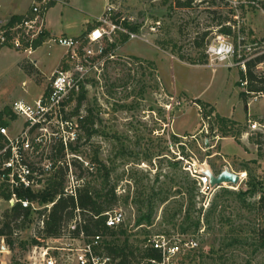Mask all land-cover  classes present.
Returning a JSON list of instances; mask_svg holds the SVG:
<instances>
[{"label": "rangeland", "instance_id": "rangeland-1", "mask_svg": "<svg viewBox=\"0 0 264 264\" xmlns=\"http://www.w3.org/2000/svg\"><path fill=\"white\" fill-rule=\"evenodd\" d=\"M3 1L0 17L24 8L28 12L34 3ZM180 1L187 0H56L47 24L57 35L84 34L111 7L115 17L139 26V37H124L115 57L88 75L79 113L92 109L97 129L93 136L88 138L77 127L73 99L62 111L61 124L47 125L44 149L27 159L34 166L60 160L76 178L80 170L73 163L78 160L86 167L98 151L113 168L111 179L119 195L114 208L125 215V233L108 234L106 241L121 245L127 238L138 249L147 237L166 234L197 241L186 264H264V211L260 193L249 192L256 185L264 193V131L248 126L249 118L264 124V97L253 101L254 95L248 94L245 99L239 66L214 69L207 65L206 54L207 43L220 32L219 24L233 23L236 17L242 20L246 42L264 41V0L258 7H234L228 0H193L188 7L179 6ZM63 52V46L48 42L31 54L3 46L0 111L12 108L17 99L33 102L42 97ZM263 70L264 64L259 71ZM219 116L233 122L223 126ZM6 119L13 137L27 127L18 115ZM64 138L77 151L66 147L64 157L57 158ZM194 161L214 172L226 167L246 172V179L237 189L199 193L188 170ZM166 195L169 199L162 203L159 199ZM147 198L155 204L151 222L138 225L140 213L147 210L141 200ZM0 207L9 208L1 197ZM38 217L33 213L32 221L14 236V248L0 237V264H28L32 239L39 232Z\"/></svg>", "mask_w": 264, "mask_h": 264}, {"label": "built area", "instance_id": "built-area-1", "mask_svg": "<svg viewBox=\"0 0 264 264\" xmlns=\"http://www.w3.org/2000/svg\"><path fill=\"white\" fill-rule=\"evenodd\" d=\"M49 0H35L30 11L25 18L14 25L6 26V22L0 21V45L12 47L16 50L27 52L29 54L36 51L35 42L45 31L46 26V5ZM234 7L241 5L260 6L263 0H228ZM232 25L236 38L231 35L219 32L206 45V54L208 56V66L214 69L217 66L225 65L227 67L239 66L245 76L239 78L240 84L244 87V92L253 94V101L264 97L263 91H249L247 88V65L248 61L256 56L264 54V41L253 39L246 42V36L242 32V20L236 17ZM125 18H117L113 15L111 7H107L101 17L97 19L94 27L84 35L66 36L57 35L46 38L43 42L56 43L65 49L64 62L56 69L51 78V90L48 96L40 97L33 102L24 98L17 99L12 108L13 112L25 118L27 127L13 137L10 135L8 125H0V181L14 186H25L38 188L43 183L38 180L43 178L44 173H51L62 163L60 160L53 162L48 160L44 166H36L40 169L34 170L27 156L42 151L46 145L45 137L48 133L47 125L51 123L61 124L62 111L65 109V102L70 99H76L81 92L89 73L104 65L106 60L115 57V50L124 37L127 39H136L139 33L131 30L125 24ZM159 24V21H157ZM114 45V47H112ZM264 62L257 65L259 70ZM240 71V72H241ZM180 103V102H179ZM251 102L248 104L250 105ZM200 107V106H199ZM68 122V121H66ZM248 126L250 130L257 133L264 131V124L260 121L249 118ZM39 132H41L39 134ZM50 140L56 133H49ZM67 146L68 139L62 140ZM183 157V156H182ZM204 164V163H203ZM188 168L192 178L198 184L199 193L206 194L208 191H214L221 188L237 189L240 183L246 179V172H236L239 177V183H222L212 186L210 177L206 174L209 167L200 162L194 161ZM193 167V169H192ZM227 168V167H226ZM229 168V167H228ZM225 169V168H224ZM230 169V168H229ZM232 170V169H230ZM234 171V170H233ZM219 173V172H216ZM79 181L67 172L65 192L76 197ZM9 207L16 202L22 203L24 207L32 206L34 210L47 208L50 210L53 203L44 206H36L27 199H19L15 193L9 200ZM106 226L116 228L124 223L125 215L122 209L106 211ZM45 214L38 222V228L44 229ZM80 230L77 236L70 234L71 231ZM107 234L102 232L86 235L83 230L82 220L77 217L67 228V233L59 238H48L42 243L32 245L28 255V264H120V259L108 254L105 251L104 240ZM41 240V238H39ZM144 248H151L157 252V255L139 256L131 260V264H184L186 256L190 250L197 246L194 239H181L179 237L171 238L166 234H158L147 237L144 241Z\"/></svg>", "mask_w": 264, "mask_h": 264}, {"label": "trees", "instance_id": "trees-1", "mask_svg": "<svg viewBox=\"0 0 264 264\" xmlns=\"http://www.w3.org/2000/svg\"><path fill=\"white\" fill-rule=\"evenodd\" d=\"M192 1L193 0H187L185 2L180 1L179 6L189 7L191 6ZM55 4L56 0H49L45 8L46 12L51 7L55 6ZM28 12L24 14L11 15L5 25L11 26L17 22H20L25 18ZM222 22L219 24V31L231 36L234 35L236 38L232 25L227 24V22L223 24ZM125 24L131 30L138 32L139 26L135 23H132L131 21H125ZM94 25L95 23H92L86 32L91 30ZM50 36V31H45V33L36 40L35 48L40 47L44 40ZM125 39H127V37H125ZM2 47L3 46L0 45V50ZM112 47H114V45H112ZM182 59L186 58L182 57ZM63 62L64 58L62 59L60 65H62ZM199 62L202 63L203 61ZM260 62H264V54L256 56L252 60L248 61V70L246 76L248 79L247 88L249 91L264 92V70L259 71L257 69V65ZM243 76L245 75L241 71V77ZM50 90L51 86L45 91L43 97L48 96ZM243 95L244 98L247 99L248 94L243 91ZM85 98L86 89L83 86L81 92L76 97L77 106L74 114L78 115L77 127L79 129H83L89 138L97 131L95 127L96 118L92 109H88L85 115H81L79 113L80 107ZM72 100L73 98L71 97L65 102V105L70 103ZM8 115H10V117L13 119L17 116L13 112L12 108L6 106L2 111H0V125L9 124V121L6 119V116ZM218 119L221 121L223 126H229L233 122L224 116H219ZM77 139H80V135ZM66 147H70L72 150L77 151V148L72 145L71 141L68 142L66 146L61 140L60 145L57 148V158L64 157V151ZM73 164L77 169L80 170V173L76 177L79 181V185L77 186L76 190V197L71 194H66L65 192L68 165L65 166L64 163H60L59 166L49 174L39 170L41 174H45L43 178L38 180L40 183H43L42 187L32 188L25 186H14L11 188L8 183L3 182L0 184V197L5 200H9L12 197V194L15 193L19 199H27L30 202H33L36 206H44L49 203H53L49 211H47V208L34 210L32 206L24 207L20 202H16L13 206L9 207L5 211H2L0 207V237L4 239L10 248H14V236H18L19 233L24 230L32 221L31 217L33 213H38L39 219H41L42 215L45 214V227L42 230L39 229L38 235L33 237L31 245L42 243V239L40 240L39 238H43V240L46 241L48 238H59L63 236L67 233L69 224L77 217L81 218L83 230L86 235L102 232L104 234L108 233L115 236L119 233H125V229L123 227L124 224L110 229L106 226L105 221L107 215L104 213L106 211L114 210V207L119 200L117 184L112 182L111 179L113 168L99 158L98 151L94 153L86 167H84L83 163L78 160ZM30 165L34 170L40 169L34 166L33 163H30ZM221 171L222 170H218L217 172ZM249 192L252 194H255L256 192L260 193L259 206L262 208V211H264V193L261 192L256 185H251ZM168 199L169 196L166 195L162 196L159 200L163 203ZM142 205L147 207V210L144 213H140L139 218L137 219L138 225H142L145 222L150 223L153 210L155 208L154 201L151 198L141 200V207ZM191 206H194L193 201H191ZM190 213L191 208L189 207L186 213L187 218H190ZM79 231V229L71 231L70 234L77 236L80 233ZM22 245L25 246V243H22ZM104 245L105 251L108 254L120 259V264H131V260L136 259L139 256L157 255V252L151 248H144L141 246L138 247V249L136 247V249H134L133 245L128 242L127 238L121 245L109 240H104Z\"/></svg>", "mask_w": 264, "mask_h": 264}, {"label": "water", "instance_id": "water-1", "mask_svg": "<svg viewBox=\"0 0 264 264\" xmlns=\"http://www.w3.org/2000/svg\"><path fill=\"white\" fill-rule=\"evenodd\" d=\"M205 172L210 177V184L212 186L220 185L224 182L238 184L240 180L239 175L235 171L230 170L228 167L223 169L219 173L214 172L210 168Z\"/></svg>", "mask_w": 264, "mask_h": 264}, {"label": "crops", "instance_id": "crops-1", "mask_svg": "<svg viewBox=\"0 0 264 264\" xmlns=\"http://www.w3.org/2000/svg\"><path fill=\"white\" fill-rule=\"evenodd\" d=\"M30 1H32V2H34V0H30ZM29 1V2H30ZM3 0H0V8L2 7V6H4V4H3ZM54 7V6H53ZM51 9H52V7L47 11V13H46V26H47V29H48V31H50V33L51 34H53V35H57V34H55L54 33V31L52 30V28H51V26L50 25H48L47 24V17H48V13L51 11ZM27 11V10H26ZM26 11H25V8L23 9V10H19V11H13V12H9L8 14H7V12L5 13V17L4 16H2V17H0V21L1 22H7L8 21V19L10 18V16L11 15H13V14H24V13H26ZM88 23V22H87ZM80 34V33H79ZM79 34H77V35H66V36H78ZM58 35H65V34H58ZM1 51V50H0ZM64 53H65V49H64V52L62 53V55H61V57H60V59H59V61H58V64H57V66L61 63V61H62V59H63V56H64ZM205 101V100H204ZM251 105V104H250ZM246 108H248V105L246 106ZM257 110V109H256ZM254 111V114H257V111ZM218 111V110H217ZM220 113V112H219ZM252 112H250V110H249V114H251ZM260 113V112H259ZM263 113V112H262ZM253 114V113H252ZM223 115V114H222ZM224 116H227V115H224ZM228 117V116H227ZM221 170H223V169H221ZM2 242H3V244H4V241L2 240ZM2 249H1V246H0V260L2 261V257H3V255L1 254L2 253Z\"/></svg>", "mask_w": 264, "mask_h": 264}]
</instances>
